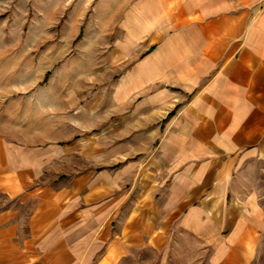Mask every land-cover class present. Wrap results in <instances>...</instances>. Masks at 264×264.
I'll use <instances>...</instances> for the list:
<instances>
[{
  "label": "crops",
  "instance_id": "crops-1",
  "mask_svg": "<svg viewBox=\"0 0 264 264\" xmlns=\"http://www.w3.org/2000/svg\"><path fill=\"white\" fill-rule=\"evenodd\" d=\"M141 4L116 50L127 64L116 97L142 152L122 170L83 167L49 183L52 152L68 146L0 137V264H120L182 233L227 264L263 254L264 0Z\"/></svg>",
  "mask_w": 264,
  "mask_h": 264
},
{
  "label": "rangeland",
  "instance_id": "rangeland-1",
  "mask_svg": "<svg viewBox=\"0 0 264 264\" xmlns=\"http://www.w3.org/2000/svg\"><path fill=\"white\" fill-rule=\"evenodd\" d=\"M142 2L0 0V137L68 146L52 152L56 160L51 163L54 172L46 176L49 183L66 182L83 167L98 173L122 170L130 155L142 152V143L133 136L138 129L121 117L127 99L116 97L126 84L127 68L120 55L116 62V50H126L130 19L142 22ZM131 103L141 118L142 93ZM118 122L124 127H117ZM165 125L151 123L150 129L164 130ZM151 142L150 152L158 150L153 134ZM6 203L0 195V208ZM179 235L162 250L134 249L120 264H227L216 255L215 245ZM251 264H264V251Z\"/></svg>",
  "mask_w": 264,
  "mask_h": 264
}]
</instances>
